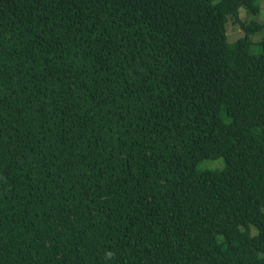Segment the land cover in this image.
<instances>
[{
    "label": "trees",
    "instance_id": "16d2710c",
    "mask_svg": "<svg viewBox=\"0 0 264 264\" xmlns=\"http://www.w3.org/2000/svg\"><path fill=\"white\" fill-rule=\"evenodd\" d=\"M241 8L0 0V264H264V21Z\"/></svg>",
    "mask_w": 264,
    "mask_h": 264
},
{
    "label": "rangeland",
    "instance_id": "374dc122",
    "mask_svg": "<svg viewBox=\"0 0 264 264\" xmlns=\"http://www.w3.org/2000/svg\"><path fill=\"white\" fill-rule=\"evenodd\" d=\"M260 12L256 16H250L243 8L240 9V18L245 21L257 20L258 22L264 21V0H259ZM226 33L228 41H234L237 38L243 36L244 31L240 28L238 24L232 23L230 20L226 24ZM254 42L258 41L261 38L260 33H254L251 36ZM255 48H252V51H255ZM223 160L221 158L215 160H204L201 163V168H220L223 165Z\"/></svg>",
    "mask_w": 264,
    "mask_h": 264
}]
</instances>
